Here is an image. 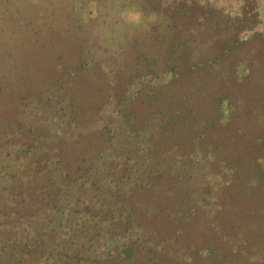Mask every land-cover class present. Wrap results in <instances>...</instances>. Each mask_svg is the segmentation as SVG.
Wrapping results in <instances>:
<instances>
[{"label":"trees","instance_id":"trees-1","mask_svg":"<svg viewBox=\"0 0 264 264\" xmlns=\"http://www.w3.org/2000/svg\"><path fill=\"white\" fill-rule=\"evenodd\" d=\"M71 5L65 12L63 48L51 54L50 61L54 67L43 69V65L48 64V54L44 55L39 75L28 81L31 84L36 77H43L47 89H53L54 94L59 91L67 98L62 100L66 101L61 107L67 112V121L74 128V133L52 138L48 127L33 128L9 113L0 115V138L7 136L2 145H9L14 151V166L6 171L8 183L3 187L4 191H0V264H81L84 257L89 259L85 264H101L102 259H109L110 264H139L143 257L152 260L151 264H157L162 257L154 260L155 253L166 250L164 242L169 244L168 237L173 239L179 232L177 215L182 213L186 220L201 216L202 210L210 209L213 195L221 202L219 208L230 210L227 218L211 221L214 228H221L222 238L229 239L234 246H239V240L251 243L255 239L254 228L249 226L251 223L247 228L238 226L232 210L239 208L237 202L241 200L242 192L252 194L254 187L247 179L264 184V174L256 173L255 156L248 158L238 152L235 154L231 146L233 139L228 137L225 142L226 122L223 126L219 117L214 115L219 104H208L209 90L197 92L207 99L208 107L201 109L189 88L192 83L185 88L182 86L183 67L176 61L177 57L171 58L169 54L158 57L156 52L149 51L148 40L155 33V24L148 23L139 40L133 39L135 33L129 39H112V26L106 22L108 11L98 7L100 9L95 11L94 19L99 21L95 29L100 35L96 33L93 37L95 31L90 29L89 22L85 23ZM101 25L110 31L104 32ZM173 28L167 29L168 34ZM165 35L159 42L174 48L168 42L172 36ZM208 38V44L216 40L212 35ZM187 39L186 34L181 40ZM184 50L181 49L179 54ZM70 53L73 56L69 57ZM87 54L94 55L97 61L95 65L99 75L95 81L89 72L81 70ZM109 54L114 59H110V69H107L104 65L107 59L103 58ZM57 65L63 70L56 69ZM141 76L147 77L149 82L132 91L134 79ZM121 78L127 81L122 82ZM5 87L7 83L4 84V78L0 77L2 112L13 106L11 97L16 94L15 89L3 93ZM31 88L33 86L27 89L28 93L37 95L39 91ZM214 98L218 99V96ZM234 99L242 104L251 102L247 97ZM137 100L147 107L144 112L139 110ZM231 100L233 103V98ZM209 107L215 112H210ZM238 110L242 111L243 107H238ZM211 127L215 130L220 128L219 131L223 129V132L212 138ZM195 138L198 142L212 141L214 167L223 162L232 170L227 180L230 185L220 187L216 193L208 177H196L190 171L191 159L187 155L193 149L185 150L179 157L173 152L176 144L182 147L189 144L193 148L197 143ZM117 150L119 154L115 157L113 154ZM112 155L114 158L111 160ZM242 157L243 167L250 168L245 180L239 174L240 165L234 164V160ZM172 163L180 170L175 178L170 167H166ZM149 164L157 166L147 176L143 166ZM176 178L177 181L174 180ZM92 188L98 192V201L104 189L115 191L111 214H106L101 222L109 226L118 221L120 229L105 240V257L98 253L80 255L79 249L71 247L73 235H80L76 231L78 225H84V221L79 223L80 220L73 216L84 202L87 208L94 206L87 197ZM129 194L130 197L125 196ZM227 196H230V201L225 203ZM221 212L220 209L214 215ZM161 219L165 225L159 222ZM147 220L156 224L153 229L148 228ZM100 224V220L94 221L95 228ZM65 228L72 229L73 233L62 243L59 231ZM230 229L232 233L237 230L238 236L230 234ZM88 232L91 233L89 229ZM85 236L87 239L94 237ZM195 242L197 246L198 239ZM256 243V264H264V233L259 234ZM204 245L213 252L208 255L209 261L213 262L218 257L215 244L208 239ZM254 257H250L246 264H252Z\"/></svg>","mask_w":264,"mask_h":264},{"label":"rangeland","instance_id":"rangeland-1","mask_svg":"<svg viewBox=\"0 0 264 264\" xmlns=\"http://www.w3.org/2000/svg\"><path fill=\"white\" fill-rule=\"evenodd\" d=\"M71 1L70 3L67 0H0V77L4 78V84L7 83L3 93H9L14 89L16 91V94H12L11 97L13 106L3 112L0 111V115H8L9 113L22 124L33 128L48 127L52 138L62 135L72 136L74 128L68 123L67 112L61 107L65 105L66 101L62 100L67 98L63 97L59 91L54 94L53 89H47L48 85L43 77L41 79L36 77L31 84L28 80L37 74L39 75L38 70L43 65L42 57L44 55L48 54V64L43 65V69L51 70L54 67L51 65L53 63L50 58H52L53 52L63 48L65 23L67 21L66 8L73 4V10L78 11L82 20L85 23L89 22L90 29L95 31L93 32L94 37L96 33L99 34L95 29L99 21L94 19V15L95 11L100 9L98 7H101V9L108 11L106 22L112 26L111 31L107 26H104L105 24L101 25L102 29L104 32L110 31L112 39H129L135 33L133 39L139 40V37L143 35L141 33L148 27V23L156 25L153 26L154 35L148 40L147 47L148 49L151 47L149 51L156 52L158 57H166L168 54L171 58L177 57L176 61L183 67L182 86L185 88L192 83L189 88L192 96L195 97L196 104L201 109L208 107L207 99L197 95V92L209 90L208 104L211 106L213 103L219 104V110L214 115L219 117L223 126L226 122L223 136L225 142L227 143L228 137L233 139L231 146L232 152L236 151L235 154L238 152L241 156L245 155L248 158L255 156L256 173L264 174V0ZM131 12H140L142 22L139 24L130 23L127 17ZM115 20L117 21L115 22ZM171 26L174 28L168 34L167 29ZM212 26L217 29H213ZM186 34L189 39L182 41L181 39ZM162 35L172 36L168 42L173 44L174 48L167 46V44L163 46L159 42ZM209 35L216 39L210 44H208ZM72 43L70 44L72 45ZM181 49L185 50L179 54ZM111 55H106L103 58L107 59L104 63L107 69H110V59H114ZM71 56L73 53L69 54V57ZM204 57L206 58L204 59ZM84 58L86 62L81 70L82 72H89L90 78L95 81L99 75L97 72L99 69L95 65L97 61L94 55L87 54L84 55ZM56 69L63 70L58 65ZM175 71L177 72V68ZM11 78L15 83H11ZM143 78L141 76L134 79L132 91L149 82L147 77ZM121 81L126 82L127 79L121 78ZM32 86V90L39 91L37 95L28 93L29 90L27 89ZM216 96L218 99L214 98ZM234 97L239 99L247 97L251 99V102L242 104L240 101H235ZM137 104L142 112L147 109L142 101L137 100ZM238 107H243V110L239 111ZM250 107L252 110H249ZM209 110L215 112L211 107ZM219 129L215 130L214 127L209 129L212 138H217L219 133L223 132V129L220 131ZM188 130H185V133L190 135ZM6 137L2 135L0 138V191H4L3 187L8 183L6 171L14 166V151H11L9 145H2ZM195 140L197 143L193 148L189 144L187 147L176 144L173 152L179 157L185 150L193 149L187 155L191 159L190 171L196 177H208V180L216 188L213 189L216 193L220 187L230 185L227 180L230 178L232 170L225 167L223 162L220 163L219 167L213 166L212 141L198 142L197 138ZM168 147L172 148V145ZM118 154L119 151L117 150L113 155L118 157ZM113 155L111 160L114 158ZM234 161V164L240 165L239 174L245 180L250 168L243 167L244 157ZM156 166V164L153 166L144 165V175L148 176L155 170ZM166 167H170L171 170L168 169L173 178L180 174L179 167H176L175 164L172 163ZM174 180L177 181V178ZM247 182L253 185L254 191L252 190L251 195L242 192L241 200L237 202L239 208L237 207L232 212L238 220L236 222L238 226L247 228L248 224L251 223L249 226L254 228L253 232L257 242L259 234L264 233V184L259 185L253 180L249 182V179ZM97 196L98 192L92 188L87 193V197L93 201L94 206L87 208L84 206V202L80 205L81 208L76 212V216H73L80 220L79 223L84 221V225H78L79 229L76 231L80 235H73L74 240L71 247L75 250L79 249L80 255L98 253L105 257L107 251L105 240L117 232V229H120V222L110 223L109 226H105L104 221L101 222L106 214H111V201H114L115 191L104 189V193L99 194L100 201L96 200L98 199ZM125 196L130 197V194ZM161 197L159 198L161 199ZM211 201L210 209L202 210L199 217L186 220L182 213L177 215L178 222L176 225L179 227V232L175 234L173 239L168 237L167 242L169 241V244L164 242L167 247L166 250L155 253L154 260L157 261L160 256L162 257L157 264H246L252 256H255L252 264H256L258 246L255 239H252L254 242H251L252 244L239 240V246L229 243V239H223L222 229L214 228L211 221L227 218L230 210L219 208L221 202L216 199L215 195L212 196ZM229 201L230 196H227L225 203ZM92 208L95 209L91 210ZM220 209L223 212L214 215ZM96 219L100 220L101 223L98 228L94 227ZM195 221L198 222L194 223ZM159 222L165 225L163 219ZM147 223L149 229H153L156 225L149 220ZM88 229L91 233L88 232ZM232 231L230 229L229 233L238 236L237 230L234 233ZM239 231L244 232L241 229ZM72 233L73 230L70 228L59 231V234L62 235L61 242L65 243L66 238L71 237ZM85 235L94 237L87 239ZM54 237L56 238V236ZM196 239H198L197 246L195 244ZM208 239L215 244V249L218 250V257L213 259V262L208 259L209 253L213 252H209L204 245ZM200 241L204 243L202 244ZM166 254L168 256L164 258ZM88 260L84 257L80 263L85 264ZM151 262L152 260L143 257L139 264H151ZM110 263L109 259H102L101 264Z\"/></svg>","mask_w":264,"mask_h":264},{"label":"clouds","instance_id":"clouds-1","mask_svg":"<svg viewBox=\"0 0 264 264\" xmlns=\"http://www.w3.org/2000/svg\"><path fill=\"white\" fill-rule=\"evenodd\" d=\"M130 23L139 24L142 22V14L140 12H131L127 17Z\"/></svg>","mask_w":264,"mask_h":264}]
</instances>
